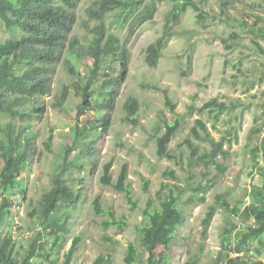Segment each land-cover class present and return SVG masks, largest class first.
I'll use <instances>...</instances> for the list:
<instances>
[{
	"label": "rangeland",
	"instance_id": "374dc122",
	"mask_svg": "<svg viewBox=\"0 0 264 264\" xmlns=\"http://www.w3.org/2000/svg\"><path fill=\"white\" fill-rule=\"evenodd\" d=\"M92 1L77 2L73 11L74 22L59 60L47 66L53 69L52 92L43 98V116L34 121H17L20 126H27L24 135L32 138L34 155L29 168L16 179L19 187L3 191V196L14 204L11 220L2 222L1 233L11 234L18 258L26 254L35 235L38 232L44 234L38 221L39 203L53 186L60 167L71 160L76 163V170L70 185L82 193L80 206L68 218V233L61 252L69 249L74 237H80L71 264H93L97 256L107 254L112 256L111 264H125L130 243L136 246L139 254H144L139 255L134 264H146L148 253L139 245L137 234L138 228L145 223L141 211L149 199L153 200L155 207L159 206L157 195L160 191L163 196L171 190L176 191V188L181 191L179 209L183 220L176 228L168 250L159 247L157 251L166 254V264H186L193 260L198 264H213L221 249L220 236L225 224L233 222L240 225L239 219L217 208L206 236L202 237L201 223L208 206L214 204L215 196L227 193L232 207L243 208L264 194V166L260 164L256 167L249 154L251 146L257 143V137L251 136L250 130L260 114V104L264 102V54H260L252 44L250 34L234 28V23L229 20L221 22L225 20L222 11L226 10L230 16L247 22L253 28H264V0H194L204 19L197 23V13L188 9L173 27L174 35L162 50L154 68L145 63L146 50L163 35L172 5L157 3L153 17L142 23L135 21L136 15L123 21L114 18L115 11L109 12L105 18L106 29L115 32L130 56L126 77L109 111L104 137L96 140L95 169L90 172L88 156L79 155V143L95 139L97 109L73 117V113L56 109L53 104L60 90L68 87L70 94L67 101L74 105V83L79 80L82 87L90 75L93 61L87 57L86 50L95 36V28L99 26V22L89 20L86 15ZM223 2H228L226 9L222 8ZM233 31L239 32L240 38L232 50H227L221 38H227ZM0 37L6 39L7 34L1 33ZM259 43L264 49V40H259ZM102 66L100 74L111 77L118 71L112 58L104 60ZM69 68L75 74L69 73ZM102 80L92 85V90L96 92L92 96L95 103L101 98L99 84ZM167 97L173 110L166 105ZM214 98L232 109L221 115L218 121L213 120L208 111L201 114L197 111ZM130 99H135L139 106L134 117L137 124L124 121L123 106ZM176 117L181 119V127L168 144V150L177 156V160L169 161L157 157L155 140L163 132L164 124L173 123ZM198 119L206 125L209 137L215 141L226 139L223 149L228 151L229 157L222 159L218 156L215 159V162L225 166L223 175L212 165L205 167L203 163L190 161L191 150L183 143L186 138H190L197 147L196 157L210 150L209 143L193 139L190 134ZM5 121L6 118H0V127ZM76 127L84 129L85 137L74 145L72 136ZM50 133L52 142L48 149L46 142ZM71 145L73 149L64 161V151ZM81 160L84 161L83 173L79 168ZM110 161L113 182H116L122 165L127 164L126 184L137 203L136 209L131 208L123 193L99 183L102 166ZM2 166L0 151V170ZM167 171H173L176 179L166 175ZM80 178H83L82 182ZM206 185L212 187L205 194L202 191L193 193L192 189ZM191 196L196 199L204 196L205 201L189 203ZM97 197L104 210H112L117 220L125 219L123 230L115 226L107 231L101 229L99 223L107 217L94 214L92 203ZM64 212L59 208L49 218L60 220L66 215ZM232 239L234 241V237ZM253 248L250 260L264 263V247L254 243ZM255 248L260 250V254ZM48 249L49 245L44 246L40 242L32 264H47L49 256L45 251ZM62 261L60 256L58 264Z\"/></svg>",
	"mask_w": 264,
	"mask_h": 264
},
{
	"label": "trees",
	"instance_id": "16d2710c",
	"mask_svg": "<svg viewBox=\"0 0 264 264\" xmlns=\"http://www.w3.org/2000/svg\"><path fill=\"white\" fill-rule=\"evenodd\" d=\"M79 0H0V36L6 33L7 38L0 37V118L6 121L0 127V151L3 166L0 170V264H32L36 256L37 246L43 242L44 246L49 245V251L45 254L49 256L47 264H58L60 256L63 258L61 264H71L75 251L80 242V237H74L68 250L62 252L66 234L68 233L67 221L80 206L82 193L77 188L70 185V180L76 170V163L70 162L60 167V172L53 180V186L47 191L39 203L38 221L41 232H38L32 240L30 248L26 254L18 258L15 253V242L9 233H1L2 222L11 220L13 202L3 196L4 190H13L19 187L16 179L21 173L29 168L30 161L34 155L31 147L32 138L24 135L27 126H20L17 121H34L43 116L45 111L44 96H50L53 69L47 67L55 64L60 57L61 50L67 39L68 33L74 22V9ZM157 3L171 4L168 18L164 27V32L154 43L150 44L146 50L145 63L148 67L154 68L158 59L162 55V50L169 39L174 35L173 27L176 26L180 17L188 9L197 13V23L204 19L202 10L194 0H93L86 11L87 18L99 22L95 28V36L92 38L86 55L91 58L92 69L88 80L84 86L77 82L75 87V104H69L67 96L70 94L68 87H63L59 95L55 96L56 102L53 107L67 113H73V117L83 115L85 112L97 109L98 115L95 118L94 137L88 142L84 139V129L78 127L73 131V144L79 141V155L88 156V170L95 169V145L96 140H101L108 126L109 111L113 107V102L117 96L118 89L123 83L129 63V51L120 44L115 32L107 31L105 18L109 12H116L115 19H123L136 15V22L142 23L150 20L156 11ZM228 2H223L222 8L226 9ZM225 11V12H224ZM227 23L231 21L232 26L238 28L242 33L252 36V44L258 49L260 54H264V49L259 40H264V28H253L245 21H238L230 16L226 10L222 11ZM240 38L239 32L233 31L227 38H221V42L227 50H232L237 45ZM74 44V43H73ZM112 58L116 61L118 71L113 75L100 74L103 68V61ZM69 73L75 74L72 68ZM104 76L106 78H104ZM99 84L100 101L95 103L92 96L96 94L92 90L93 83ZM155 88V87H154ZM40 101V102H39ZM31 103H34L33 106ZM166 105L173 110L168 97ZM138 103L135 99H130L124 104V121L137 124L134 118L138 112ZM260 114L255 119V125L250 130V135L257 137V143L249 149L252 163L257 167L264 166V102L260 104ZM232 109L224 102L214 98L209 100L197 111L201 114L208 111L211 118L218 121L220 116L229 113ZM164 130L156 138L157 157L165 158L169 161H176L177 156L168 150V144L181 127V119L176 117L173 123H165ZM190 134L193 139L209 143L210 150L196 157L198 149L190 138L184 140V144L191 150L190 161L192 163H203L205 167L212 165L223 175L226 172L225 166L215 162L218 156L222 159L229 157L228 151L223 149L225 138L215 141L209 137V132L201 119L196 120L195 126ZM52 134L47 139L46 148H51ZM72 144V145H73ZM69 146L64 151L63 160L73 149ZM76 157V156H75ZM83 160L80 161V173H83ZM112 161L102 166V174L99 183L102 186L110 187L125 195L127 203L132 209H136L137 203L133 200L132 191L126 184L127 164H123L116 182L111 177ZM166 175L176 179L173 171H167ZM81 182L83 178H80ZM147 187V184L145 185ZM212 185L197 187L192 189L193 193L202 191L205 194ZM180 190L170 191L157 197L160 200L159 206L155 207L153 200L149 199L141 213L145 223L138 230L139 245L148 253L146 264H166L167 256L163 252H158L159 247L168 250L173 242V234L176 228L182 223L183 217L179 209ZM193 194V195H194ZM189 203L205 201L204 196L196 199L191 196ZM64 209L66 214L60 220L50 219V214L57 209ZM217 208L224 213L240 220L239 224L227 222L220 236V251L213 260V264H264L262 261L250 260L253 254L251 247L258 243L259 247H264V194L258 200H252L243 208L232 207L228 201V194L221 193L215 196L213 205L208 206L201 227L202 237L207 234L208 227L216 214ZM92 210L96 216L105 215L107 220H102L99 225L103 231L110 227L123 230L126 226L125 219H116L112 210H104L100 205V198L97 197L92 203ZM234 237V241L233 238ZM233 243L235 246L233 247ZM260 254V250L255 248ZM139 254L136 246L130 243L124 258L125 264H134ZM111 254L97 256L93 264H111ZM186 264H198L197 261H189Z\"/></svg>",
	"mask_w": 264,
	"mask_h": 264
}]
</instances>
